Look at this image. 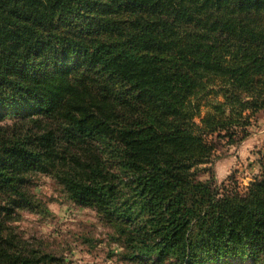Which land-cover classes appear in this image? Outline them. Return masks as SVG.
Returning a JSON list of instances; mask_svg holds the SVG:
<instances>
[{
  "label": "trees",
  "instance_id": "obj_1",
  "mask_svg": "<svg viewBox=\"0 0 264 264\" xmlns=\"http://www.w3.org/2000/svg\"><path fill=\"white\" fill-rule=\"evenodd\" d=\"M3 110L0 264H63L5 223L39 172L123 220L135 258L264 261V155L245 188L208 169L264 111V0H0Z\"/></svg>",
  "mask_w": 264,
  "mask_h": 264
},
{
  "label": "rangeland",
  "instance_id": "obj_2",
  "mask_svg": "<svg viewBox=\"0 0 264 264\" xmlns=\"http://www.w3.org/2000/svg\"><path fill=\"white\" fill-rule=\"evenodd\" d=\"M104 78L109 80L108 75ZM125 90L124 88H122ZM214 100V98H209ZM221 99V97L216 98ZM203 100V112L207 111ZM145 106V102H142ZM21 114L0 112V131L8 133L18 125ZM5 130V131H4ZM249 136L239 145H219L213 166L218 185L232 178L241 188L251 184L259 172V159L264 155V111L252 116ZM200 179H210V172ZM28 191L40 206L36 210H15L14 218L5 219L26 253L62 259L63 264H154V257L135 258L127 253L119 223L124 222L71 201L53 177L39 172L30 177ZM5 202V199L0 198ZM264 264V261H258ZM217 264V263H214ZM219 264H253L252 257L240 255Z\"/></svg>",
  "mask_w": 264,
  "mask_h": 264
}]
</instances>
